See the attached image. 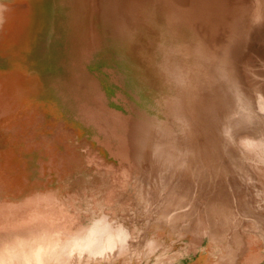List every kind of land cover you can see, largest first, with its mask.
Listing matches in <instances>:
<instances>
[{"label":"bare ground","instance_id":"obj_1","mask_svg":"<svg viewBox=\"0 0 264 264\" xmlns=\"http://www.w3.org/2000/svg\"><path fill=\"white\" fill-rule=\"evenodd\" d=\"M63 2L70 11L58 68L66 71L52 87L95 130L97 150L80 145L87 180L101 185L104 168L111 187L103 202L92 196L89 227L73 195L0 202V264H150L172 237L190 238L186 254L208 244L211 257L189 264L263 262L264 0ZM144 24L161 34L149 40L154 53L143 52L161 80L150 99L120 51ZM98 63L104 67L91 72ZM102 79L116 88L117 108ZM136 176L141 211L121 201ZM178 254L156 263L174 264Z\"/></svg>","mask_w":264,"mask_h":264},{"label":"rangeland","instance_id":"obj_2","mask_svg":"<svg viewBox=\"0 0 264 264\" xmlns=\"http://www.w3.org/2000/svg\"><path fill=\"white\" fill-rule=\"evenodd\" d=\"M0 4L3 7L0 25V202L18 204L49 192H55L61 201L73 195L78 197L79 212L85 226L89 227L96 219V216L85 217L93 214L92 196L97 194L103 202L111 187L112 173L99 169L103 182L99 186L95 184L98 178L87 180L90 169L85 165L80 145L91 141L92 149L97 150V143L92 141L95 130L78 120L72 100H57L52 87L55 75L64 76L66 71L65 67L58 68V64L64 58L70 8L63 0H0ZM150 38L157 41L161 34L155 26L144 24L143 32L134 43L127 45V50H120L129 58L131 66L125 63L124 67L128 69L130 80L150 87L141 94L146 99L152 98L151 92H158L161 87V80L151 66V57H143V52L150 56L154 53ZM103 67L104 64L98 63L91 66L90 71ZM138 67L147 77L145 85L138 82ZM101 85L107 92L110 106L117 108L114 85L106 79L101 80ZM101 153L109 157L104 149ZM138 178L134 177L129 183L121 201L132 202L141 211L145 203L136 199ZM72 201L68 198L66 202ZM189 239H168L164 249L151 257L150 264H157L156 256L178 253L180 257L174 264H189L201 254L211 257L207 243L197 255L194 252L186 254ZM256 252L263 257V262L257 264H264L263 243ZM146 263L143 260L140 264Z\"/></svg>","mask_w":264,"mask_h":264}]
</instances>
